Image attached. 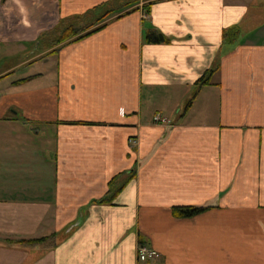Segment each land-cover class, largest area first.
Wrapping results in <instances>:
<instances>
[{
  "label": "crops",
  "instance_id": "0c3cea01",
  "mask_svg": "<svg viewBox=\"0 0 264 264\" xmlns=\"http://www.w3.org/2000/svg\"><path fill=\"white\" fill-rule=\"evenodd\" d=\"M0 264H264V0H0Z\"/></svg>",
  "mask_w": 264,
  "mask_h": 264
},
{
  "label": "trees",
  "instance_id": "16d2710c",
  "mask_svg": "<svg viewBox=\"0 0 264 264\" xmlns=\"http://www.w3.org/2000/svg\"><path fill=\"white\" fill-rule=\"evenodd\" d=\"M129 5H131V4L127 3L121 7H113L110 10H107L103 15H101L95 21H93L89 24H83L82 23L80 25V27L74 26V27H70V28L66 29V31L57 38V43L65 41V40H67L71 37H74V36H77L76 38L80 39L81 37L89 34L90 32L97 30L102 25L95 27L94 29L86 32L85 34H80V33L88 30L91 27H94L95 25L99 24L101 21L105 20L109 16H112L118 12H121V10L127 8ZM122 14H124V13H122ZM121 15H119V16H121ZM234 31H236V30L233 27L227 29L224 32L225 37L230 38L233 35ZM147 38L152 40V34H149ZM153 39H156V37ZM215 71H216L215 67L207 69V71L197 80L196 84H198L200 86L210 84L212 75L214 74ZM110 183L113 186L111 189L113 191L112 195H115L117 193V191L120 189L121 185L118 186L117 188H116V186H114L115 178H113ZM111 197H113V196H111ZM111 197H109V200ZM209 207L210 206H206V205H180V206H174L173 209H174V213L177 216H185L186 217V216L196 215V214L202 212L203 210H205ZM20 241H23V240H20Z\"/></svg>",
  "mask_w": 264,
  "mask_h": 264
},
{
  "label": "built area",
  "instance_id": "2783aa9c",
  "mask_svg": "<svg viewBox=\"0 0 264 264\" xmlns=\"http://www.w3.org/2000/svg\"><path fill=\"white\" fill-rule=\"evenodd\" d=\"M160 116L157 114L155 116V119H159ZM131 140V139H130ZM158 256V251L155 250L154 248L146 245V244H141L138 246V258L142 261L152 259Z\"/></svg>",
  "mask_w": 264,
  "mask_h": 264
},
{
  "label": "rangeland",
  "instance_id": "374dc122",
  "mask_svg": "<svg viewBox=\"0 0 264 264\" xmlns=\"http://www.w3.org/2000/svg\"><path fill=\"white\" fill-rule=\"evenodd\" d=\"M108 9V6H104L99 9V12L97 14H100L102 12H105ZM88 19V18H87ZM86 23V22H85ZM87 24V23H86ZM34 65H38L40 67V73L42 74L43 79H49L51 77V72H52V66L50 64L41 66L39 62L34 61Z\"/></svg>",
  "mask_w": 264,
  "mask_h": 264
},
{
  "label": "water",
  "instance_id": "95a60500",
  "mask_svg": "<svg viewBox=\"0 0 264 264\" xmlns=\"http://www.w3.org/2000/svg\"><path fill=\"white\" fill-rule=\"evenodd\" d=\"M161 37L162 40H164V36L162 34L159 35Z\"/></svg>",
  "mask_w": 264,
  "mask_h": 264
}]
</instances>
